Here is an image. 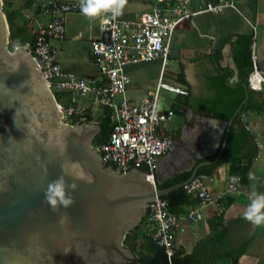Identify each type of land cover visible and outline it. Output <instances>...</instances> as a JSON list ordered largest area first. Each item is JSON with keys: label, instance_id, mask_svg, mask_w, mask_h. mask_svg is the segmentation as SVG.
I'll return each mask as SVG.
<instances>
[{"label": "crops", "instance_id": "obj_1", "mask_svg": "<svg viewBox=\"0 0 264 264\" xmlns=\"http://www.w3.org/2000/svg\"><path fill=\"white\" fill-rule=\"evenodd\" d=\"M43 1L3 0L4 14L9 15L13 25L25 26L34 34L40 25L51 19L50 14L41 10ZM168 1L173 5L180 0ZM155 2L121 0L119 16L134 19ZM201 4L202 0H189L187 7L194 11ZM235 4L236 10L228 8L217 14L198 12L176 26L170 37L162 80L188 93L181 95L159 90V108L174 111L169 126L174 139L191 142L193 132L197 131L198 136L206 139L201 143L205 152L211 144L219 149L221 144L216 141L219 132H222L220 142L225 131L233 135L225 161L219 163V159L215 164H208L212 167L206 184L212 195H218L224 192L229 175L239 169L240 189L204 206V216L198 221L183 216L187 210L198 206L195 194H190L188 201L173 211L183 216L175 232V250L181 255L192 253L200 264H264V223L256 224L244 215L252 198V185L264 192V86L255 90L246 82L250 70L247 57L253 37L257 42L259 64H264V0H235ZM98 33L92 16L85 13L67 15L64 37L51 40L64 71L100 79L90 44V39ZM215 61L221 68L230 70V76L229 71L218 72ZM160 66L157 60L127 66L130 82L126 93L130 101L139 102L156 90ZM259 68L264 76V68ZM240 91H244L242 97ZM66 102L67 93L60 92L58 105ZM82 103L87 105L91 117L98 111L101 114L100 110L90 109L89 99ZM163 132L158 129L159 134ZM214 155L211 151L201 160H211ZM244 161L247 165L242 166ZM143 218L144 221L131 232L127 244L137 256L148 253L144 249L145 238L153 232V224Z\"/></svg>", "mask_w": 264, "mask_h": 264}, {"label": "water", "instance_id": "obj_2", "mask_svg": "<svg viewBox=\"0 0 264 264\" xmlns=\"http://www.w3.org/2000/svg\"><path fill=\"white\" fill-rule=\"evenodd\" d=\"M2 7L0 0V264L144 262L124 244L125 235L138 225L148 202L183 187L201 166L217 163L228 132L222 142L219 132L218 150L211 144L204 152L206 139L197 131L191 146L177 140L156 162L153 180L141 168L116 171L103 165L92 146L100 124L61 119L29 44L8 48ZM211 151V160H201ZM183 172H190L185 181L157 187ZM62 174L69 185L76 184L67 190L73 202L54 207L45 190Z\"/></svg>", "mask_w": 264, "mask_h": 264}, {"label": "built area", "instance_id": "obj_3", "mask_svg": "<svg viewBox=\"0 0 264 264\" xmlns=\"http://www.w3.org/2000/svg\"><path fill=\"white\" fill-rule=\"evenodd\" d=\"M189 0L170 4L168 0H156L149 10L142 11L134 19L120 17L111 10L96 16L99 33L90 39L91 53L100 79L78 76L62 69L57 59V50L52 39L65 35V21L70 13H83L82 0H45L40 4L44 13L50 14L48 23L40 25L34 33L29 48L47 85L52 89L67 93V102L58 105L61 119L73 124L84 121L88 113L84 99H89L92 110H110L111 130L106 139L93 143L103 165H112L116 171H126L134 166H147V176L154 179V167L160 157L173 146L170 122L174 111L159 108V90L166 89L181 95L187 90L162 80L163 69L168 62L169 41L176 26L187 17L198 12L220 13L225 9L236 10L235 0H202L201 6L192 11L187 7ZM257 42L253 37L250 45L251 72L247 77L249 88L260 90L264 86V76L259 68ZM160 62L159 80L154 92L144 96L139 102L127 97L130 77L126 72L129 65L150 61ZM158 129L164 130L163 134ZM242 166L247 162H242ZM209 175L196 174L185 184L188 194H195L198 206L190 208L183 215L198 221L204 216L203 207L216 203L226 193L240 189L241 177L231 174L227 178L224 192L212 195L207 188ZM181 214L170 211L163 196L146 205L144 217L153 224L152 238L163 247L167 256L175 252V232L180 225Z\"/></svg>", "mask_w": 264, "mask_h": 264}, {"label": "trees", "instance_id": "obj_4", "mask_svg": "<svg viewBox=\"0 0 264 264\" xmlns=\"http://www.w3.org/2000/svg\"><path fill=\"white\" fill-rule=\"evenodd\" d=\"M3 12L4 11V2H3V7H2ZM6 19L9 25V40H11L15 47L21 46L23 44H31L34 39V34L29 32L28 28L25 26H15L11 22V19L9 15L6 14ZM247 63L249 65V74L251 72V59H250V49H249V54L247 57ZM214 66L220 73L228 72V76H230L231 72L230 70H227L225 68H221L219 64L215 61ZM248 74V76H249ZM227 80V78H226ZM247 82V81H246ZM244 91H240V97H242ZM58 100V99H56ZM239 102L236 104V107L238 106ZM230 117L226 116V118ZM92 117L89 113L85 114V120L84 121H91ZM100 126H101V131L100 133L94 138L92 143H97L98 141H102L107 138L110 130H111V120H110V110L109 109H103L101 114L99 115L98 121H97ZM74 123H78V121H74ZM232 139L233 135L232 132L229 133L227 140H226V145L224 148V151L220 157L219 163L225 161V159L228 156V152L230 151L231 144H232ZM211 167L212 165H204L201 166L197 174L199 173H205L209 175L211 173ZM141 169L145 171H149L147 166H141ZM239 174V169L233 173V174ZM190 175V172H183L178 175H174L172 177L167 178L163 182L157 184L158 188H167L172 185H175L177 183L185 181ZM189 195L184 187H178L166 195L163 196L168 202V208L170 211H175L177 210V207L185 202L188 201ZM144 219V218H143ZM127 233V235H130L131 232ZM144 249L148 252L147 254L141 253L140 257L144 259V262H141L140 264H200L198 262V259L194 257V255L191 254H184L181 255L180 251L175 250L174 254L171 256H167V254L164 252V249L162 246L157 244V242L152 238V236H147L145 238V243H144ZM126 264H135L134 262L131 263H126Z\"/></svg>", "mask_w": 264, "mask_h": 264}, {"label": "clouds", "instance_id": "obj_5", "mask_svg": "<svg viewBox=\"0 0 264 264\" xmlns=\"http://www.w3.org/2000/svg\"><path fill=\"white\" fill-rule=\"evenodd\" d=\"M120 8L121 0H82L81 3L82 12L88 16H96L107 10L119 14ZM69 187L75 188V182L69 185L63 174L57 176L49 182V187L45 190V198L54 207L58 204L67 207L73 202V196L67 191ZM252 189V198L246 206L244 215L254 223L261 224L264 223V192H259L255 184L252 185Z\"/></svg>", "mask_w": 264, "mask_h": 264}, {"label": "rangeland", "instance_id": "obj_6", "mask_svg": "<svg viewBox=\"0 0 264 264\" xmlns=\"http://www.w3.org/2000/svg\"><path fill=\"white\" fill-rule=\"evenodd\" d=\"M3 1V0H2ZM8 48L11 50V51H13L14 49H15V45H14V43L11 41V40H8ZM165 79H167L166 77H165ZM52 92H53V94H54V96H55V98L56 99H59L60 98V92L58 91V90H56V89H52ZM98 118H99V111L98 112H95V113H93L92 114V122H96V121H98ZM172 122V121H171ZM93 144V143H92ZM142 221H144V219H143V217L141 218V220H140V222H139V224L142 222ZM130 235H125V238H124V240H123V242H124V244L125 245H127L129 242H130Z\"/></svg>", "mask_w": 264, "mask_h": 264}, {"label": "flooded vegetation", "instance_id": "obj_7", "mask_svg": "<svg viewBox=\"0 0 264 264\" xmlns=\"http://www.w3.org/2000/svg\"><path fill=\"white\" fill-rule=\"evenodd\" d=\"M172 138H173V137H172ZM177 140H178L177 137H176L175 139L173 138V144H175ZM167 154H168V152H167ZM167 154L163 155V156L161 157V160H163V159H164L163 157H165ZM198 161H199V160H198Z\"/></svg>", "mask_w": 264, "mask_h": 264}, {"label": "bare ground", "instance_id": "obj_8", "mask_svg": "<svg viewBox=\"0 0 264 264\" xmlns=\"http://www.w3.org/2000/svg\"><path fill=\"white\" fill-rule=\"evenodd\" d=\"M189 146H191L192 145V142H189V144H188ZM184 163V162H183ZM185 163H188V162H185Z\"/></svg>", "mask_w": 264, "mask_h": 264}]
</instances>
